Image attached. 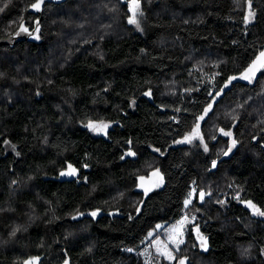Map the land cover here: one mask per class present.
I'll use <instances>...</instances> for the list:
<instances>
[{
	"label": "trees",
	"instance_id": "16d2710c",
	"mask_svg": "<svg viewBox=\"0 0 264 264\" xmlns=\"http://www.w3.org/2000/svg\"><path fill=\"white\" fill-rule=\"evenodd\" d=\"M36 1L0 0V264H147L185 214L177 259L264 264V0Z\"/></svg>",
	"mask_w": 264,
	"mask_h": 264
},
{
	"label": "rangeland",
	"instance_id": "374dc122",
	"mask_svg": "<svg viewBox=\"0 0 264 264\" xmlns=\"http://www.w3.org/2000/svg\"><path fill=\"white\" fill-rule=\"evenodd\" d=\"M138 4L139 7L137 8L135 5ZM129 11L130 16L128 17V23L135 28L137 32H143L144 26H145V14L142 11V7L140 3L135 0V3L133 0L129 2ZM135 20V23H130V20ZM248 21H252L253 15L250 13L248 17ZM262 71V66L256 67L247 78H245L248 82H253L256 76ZM94 123H89L88 126L91 128V126ZM223 131L222 134L224 135ZM230 137L232 147L234 146V140L233 135H225ZM161 186V180L159 177H155L153 182L148 183L147 185H144L146 190H155L158 189ZM196 190L193 189L191 194L189 195L188 201L193 200L195 197ZM204 196H201V199H203ZM261 211L259 208L255 207L252 208L253 215L259 218L264 219V215H260L259 212L256 210ZM93 215V214H92ZM99 214L95 213V217H97ZM195 220L191 218L188 214L183 215L178 221L174 223H160L157 225L155 229H153L149 234L148 237L145 239L144 246L141 251V255L144 258V260L147 262V264H166V263H173L177 261V264H187L188 259L180 257L177 259V253L179 252L182 245H184L186 241V231L188 227L193 224ZM194 233L197 237V239L200 242L201 249L203 251H207L208 246V240L206 236L200 231L198 227H194ZM248 254H250L248 252ZM195 259L201 264L202 258L201 256H197Z\"/></svg>",
	"mask_w": 264,
	"mask_h": 264
},
{
	"label": "water",
	"instance_id": "95a60500",
	"mask_svg": "<svg viewBox=\"0 0 264 264\" xmlns=\"http://www.w3.org/2000/svg\"><path fill=\"white\" fill-rule=\"evenodd\" d=\"M66 1H68V0H42V2H40V0H37L35 3L40 2L39 10H37V9H35V8H33L31 6L30 12H32L34 14H39V15L41 14L42 15V13L44 11V7H45V5L47 3L61 4V3H64ZM40 19H38L36 21V23H35L36 24L35 31H37V29H39V27H40V23H41V20ZM217 165H218V161H216L215 164H213L212 169L215 170L217 168ZM68 169L69 170H72L71 167H68ZM79 177H80V174H79L78 171H72V172H67V175L65 176V179H70L71 181H73V180H76ZM85 182H87L86 179H85ZM62 264H70V258L67 257L66 260Z\"/></svg>",
	"mask_w": 264,
	"mask_h": 264
},
{
	"label": "flooded vegetation",
	"instance_id": "af4514ba",
	"mask_svg": "<svg viewBox=\"0 0 264 264\" xmlns=\"http://www.w3.org/2000/svg\"><path fill=\"white\" fill-rule=\"evenodd\" d=\"M112 128V124H105V123H94L91 128H89L94 134L96 135H104V136H107V132L110 131V129ZM73 170H69L68 172H72ZM65 176L67 175V173L64 174ZM159 177L160 180H161V176H158V175H155V177ZM154 177V178H155ZM153 180V178H151ZM80 178H78L77 180H75L76 182H78V184L81 183V181H79ZM144 183V185H147L148 183H151L153 181H151L150 179L149 180H143L142 181ZM36 261H33L32 263H28V264H38V263H35ZM42 264V263H41Z\"/></svg>",
	"mask_w": 264,
	"mask_h": 264
},
{
	"label": "snow or ice",
	"instance_id": "6c2138e0",
	"mask_svg": "<svg viewBox=\"0 0 264 264\" xmlns=\"http://www.w3.org/2000/svg\"><path fill=\"white\" fill-rule=\"evenodd\" d=\"M40 2H42V0H40ZM40 2H37V3L33 4L32 7L35 8V9H37V10H39ZM133 2L135 3V0H133ZM6 6H7V5H5V7H6ZM135 6H136L137 8L139 7L138 4H136ZM2 10H3V9H0V11H2ZM129 22H130V23H135V20L133 19V20H130ZM24 30L27 31V29H24ZM38 30H39V29H37V31H38ZM262 58H264V52H261V53H260V56L257 58L258 60H261L262 63H264V59H262ZM254 66H255V62H254ZM251 70H252V69H249V71H251ZM245 78H247V77H245ZM200 119H203V117L201 116ZM197 127H199V126L197 125ZM221 131L223 132V130H221ZM224 135H231V133H230V132H224ZM185 139H189V138L186 137ZM233 143H235V142H233ZM213 164H215V162H213ZM189 202H190V201L186 200V201H185V205H187ZM249 206L255 208V206H254V205H251L250 202H249ZM256 211L259 212L258 209H257ZM259 214H260V215H264V212H259ZM93 215H95V213H93Z\"/></svg>",
	"mask_w": 264,
	"mask_h": 264
}]
</instances>
